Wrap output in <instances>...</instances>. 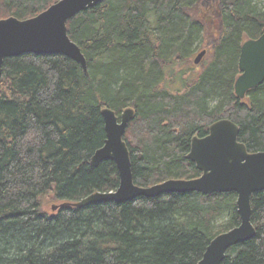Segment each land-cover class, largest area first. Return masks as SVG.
Masks as SVG:
<instances>
[{"label":"trees","instance_id":"1","mask_svg":"<svg viewBox=\"0 0 264 264\" xmlns=\"http://www.w3.org/2000/svg\"><path fill=\"white\" fill-rule=\"evenodd\" d=\"M57 1L0 0V18L27 19ZM263 2L217 0L204 13L198 0H103L67 23L87 73L63 54L7 58L0 75V264H196L216 235L239 225L235 192L70 203L119 186L113 161L90 165L106 140L104 107L119 116L136 109L124 138L141 186L200 176L186 155L192 138L207 135L218 119L239 125L249 151L264 150V82L248 100L234 89L244 40L264 30ZM197 41L213 51L189 78L181 65ZM252 207L257 234L232 246L222 264H264V190ZM223 215L228 223L217 230Z\"/></svg>","mask_w":264,"mask_h":264},{"label":"water","instance_id":"2","mask_svg":"<svg viewBox=\"0 0 264 264\" xmlns=\"http://www.w3.org/2000/svg\"><path fill=\"white\" fill-rule=\"evenodd\" d=\"M103 0H59L36 16L20 19L15 16L0 19V75L7 58L27 53L63 54L82 65L88 72V63L81 47L69 35L67 23L82 11ZM207 50L194 59L199 64ZM240 74L234 89L244 99L247 93L264 82V32L257 39H248L241 46ZM106 140L90 159L92 167L107 160L116 164L119 186L116 190L95 191L70 203L87 207L102 202L123 203L140 196L158 197L168 193L199 192L210 195L217 192H235L240 223L216 235L197 264H222L227 251L257 234L252 222V197L264 190V150L251 152L239 140L240 127L228 118L218 119L209 126L205 136H194L186 158L194 162L201 175L192 178H170L149 186L135 183L131 154L124 138L131 121L136 117L134 107H126L120 116L110 107L102 109ZM57 209V206H54Z\"/></svg>","mask_w":264,"mask_h":264},{"label":"rangeland","instance_id":"3","mask_svg":"<svg viewBox=\"0 0 264 264\" xmlns=\"http://www.w3.org/2000/svg\"><path fill=\"white\" fill-rule=\"evenodd\" d=\"M259 6L261 7L262 10H264V2L261 3ZM4 18H7V17H4ZM203 49H206L207 50L206 56L203 58V61L201 62V64H195L194 63L195 57ZM194 50H195V52L192 54V56L190 57V59L188 61L184 62L181 65V67H183L182 68L183 70H187L188 71L187 74H186V76L189 77V78H194V77L196 78L201 73V71L204 68V64L206 62L210 61V59H211V57H209V56H210V54L213 51V46L212 45H209V41L206 44H204V45H202V44L200 45V42L197 41L195 43V45H194ZM244 100H248V97H246ZM228 220H229V216L228 215H223L222 217H219L217 219V221H216V225H215L216 227L215 228L217 230L223 228L228 223ZM230 229H232V228H230ZM230 229H228V230H230ZM228 230H226V231H228Z\"/></svg>","mask_w":264,"mask_h":264},{"label":"flooded vegetation","instance_id":"4","mask_svg":"<svg viewBox=\"0 0 264 264\" xmlns=\"http://www.w3.org/2000/svg\"><path fill=\"white\" fill-rule=\"evenodd\" d=\"M199 1V3H200V5H196V7H199V9H200V7L203 9V12L204 13H206L204 10L206 9V8H208V7H210L211 6V3H215L217 0H198ZM214 13H217V11H214ZM220 17H221V15H219ZM214 18H216L217 19V15L215 14L214 15ZM263 29H264V26H263ZM264 32V30L260 33V34H258L257 36H255V37H251V38H247V39H245L244 40V42L246 41V40H248V39H257L262 33ZM243 42V43H244ZM209 45H211L210 44V42H209ZM206 54H207V52H206ZM206 54H205V56H206ZM204 56V57H205ZM203 61V60H202ZM201 61V62H202ZM201 62L199 63V64H201Z\"/></svg>","mask_w":264,"mask_h":264}]
</instances>
